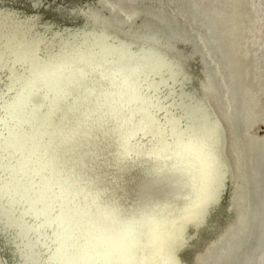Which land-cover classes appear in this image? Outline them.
<instances>
[{
    "label": "bare ground",
    "instance_id": "1",
    "mask_svg": "<svg viewBox=\"0 0 264 264\" xmlns=\"http://www.w3.org/2000/svg\"><path fill=\"white\" fill-rule=\"evenodd\" d=\"M20 19L0 10V83L18 88L0 93V228L18 264H185L180 232L233 172L221 123L173 103L161 61L121 37L56 33L42 49Z\"/></svg>",
    "mask_w": 264,
    "mask_h": 264
},
{
    "label": "rangeland",
    "instance_id": "2",
    "mask_svg": "<svg viewBox=\"0 0 264 264\" xmlns=\"http://www.w3.org/2000/svg\"><path fill=\"white\" fill-rule=\"evenodd\" d=\"M0 10L29 22L19 37L43 38L42 49L56 33L119 36L129 52L161 61L173 103L206 116L208 106L233 172L203 225L180 232L179 255L185 264H264V0H0ZM4 85L7 101L18 88ZM9 236L0 230V264H18Z\"/></svg>",
    "mask_w": 264,
    "mask_h": 264
}]
</instances>
